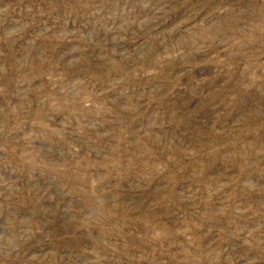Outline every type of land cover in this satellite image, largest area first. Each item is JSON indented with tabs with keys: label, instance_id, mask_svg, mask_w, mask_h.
<instances>
[{
	"label": "rangeland",
	"instance_id": "1",
	"mask_svg": "<svg viewBox=\"0 0 264 264\" xmlns=\"http://www.w3.org/2000/svg\"><path fill=\"white\" fill-rule=\"evenodd\" d=\"M0 264H264V0H0Z\"/></svg>",
	"mask_w": 264,
	"mask_h": 264
}]
</instances>
